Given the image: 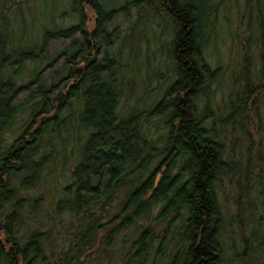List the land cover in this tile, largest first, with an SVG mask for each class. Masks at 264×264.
Here are the masks:
<instances>
[{
	"label": "trees",
	"instance_id": "1",
	"mask_svg": "<svg viewBox=\"0 0 264 264\" xmlns=\"http://www.w3.org/2000/svg\"><path fill=\"white\" fill-rule=\"evenodd\" d=\"M207 3L68 0V21L40 23L39 40L18 49L12 37L24 29L27 1L0 0V264L222 263L218 186L230 161L209 101L223 74L204 53L218 9ZM245 6L258 18L260 75L255 84L245 75L243 95L222 120L246 126V139L261 148L264 0ZM149 15L169 28L171 82L151 107L125 110L116 46ZM251 63L249 47L244 68ZM57 133L62 150L50 140ZM70 158L62 186L58 172ZM262 171L251 189L246 174L239 211L264 188ZM244 243L239 259L248 264L252 241Z\"/></svg>",
	"mask_w": 264,
	"mask_h": 264
},
{
	"label": "rangeland",
	"instance_id": "2",
	"mask_svg": "<svg viewBox=\"0 0 264 264\" xmlns=\"http://www.w3.org/2000/svg\"><path fill=\"white\" fill-rule=\"evenodd\" d=\"M26 1L28 13L25 14L26 18L23 22L24 29L18 28L12 37V46L18 49L29 48L39 40L36 28L40 23H48L55 17L66 22L68 21L67 16H69L67 12H64L68 0H23V2ZM198 1L200 4L208 2L211 11L212 4L216 5L214 2L218 4L215 24L212 30L207 32L204 40V53L212 67L219 68V72L223 74L220 80L212 85L209 99L210 106L216 116L215 124L219 137L225 142L227 159L230 161L229 172L223 175L218 186L224 224L221 234L223 245L221 264H241L239 255L243 252L245 240L252 241L253 247L247 263L264 264V247L261 239L264 234V188L261 186V192L252 197V200L246 199L242 203L240 211L237 204L242 188H247L245 186L247 183L246 174L250 177V189L252 185H259L258 173H261L264 168V117L261 125V121L259 122L255 116V130H259L260 126L263 128V147L261 148L256 147L255 143H249L246 139L243 130L246 126L233 130L230 124L222 120L229 113L236 96L243 95L245 75L250 77L249 80L252 83L258 81L262 60L259 56V44L255 35L258 18L255 13L253 15L249 13V9L245 6L246 0ZM144 19L142 26L133 35L126 36L124 40L120 41V45L116 46L117 51L120 47L123 50L120 58L124 67H122L119 81L122 83V108L125 110H128L129 107L130 109L151 107L171 82V79L166 78L172 72L169 28L168 26L165 28L162 21L153 15ZM122 20V26H127L128 22L124 18ZM249 47L252 63L250 69H245L244 54ZM28 71L29 67L27 66L23 70V75H29ZM204 101L205 99L199 103L200 109H202ZM262 109L264 110V102ZM18 125V122L14 124V126ZM17 135L18 132L9 131L7 133L10 139ZM75 136H77V132L74 128L71 137ZM50 140L62 150L63 143L58 133ZM75 144L76 156L74 158L80 151V146L74 141ZM74 158L69 159V164L64 171L61 168L58 172L62 186L71 180L70 174L76 163ZM252 201H254L252 206L255 208V214L250 210ZM118 263V259H115L114 263L112 262V264Z\"/></svg>",
	"mask_w": 264,
	"mask_h": 264
}]
</instances>
